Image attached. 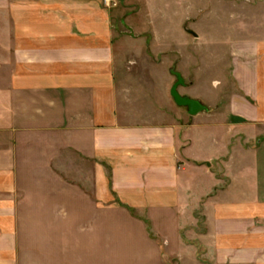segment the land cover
<instances>
[{
    "label": "crops",
    "instance_id": "crops-1",
    "mask_svg": "<svg viewBox=\"0 0 264 264\" xmlns=\"http://www.w3.org/2000/svg\"><path fill=\"white\" fill-rule=\"evenodd\" d=\"M261 9L232 32L238 92L182 127L120 78V13L103 0H0V251L16 248L20 145L43 139L34 146L66 155L68 169L83 159L101 208L167 211L169 228L206 200L201 238L214 264H264Z\"/></svg>",
    "mask_w": 264,
    "mask_h": 264
},
{
    "label": "rangeland",
    "instance_id": "rangeland-1",
    "mask_svg": "<svg viewBox=\"0 0 264 264\" xmlns=\"http://www.w3.org/2000/svg\"><path fill=\"white\" fill-rule=\"evenodd\" d=\"M263 3L122 0L112 8L120 13L116 28L122 39L124 70L120 78L133 83L138 97L146 99L151 111L168 110L172 123L189 126L187 108L177 106L170 93L177 83L172 71L185 80L186 86L178 89L182 96L200 101L209 113L224 107L228 95L238 92L231 85L233 33L241 35L243 26L258 19ZM237 129L250 130L241 126ZM42 140L20 145L16 248L1 250L0 256L5 259L0 263H215L214 252L201 238L206 233L202 218L206 200L200 206L192 203L194 211L188 218H172L169 228L167 211L151 215L113 206L101 208L93 193L92 173L84 170L83 159L76 155L75 171L68 169L66 155L59 161L51 147L45 154L40 145L34 146ZM243 140L237 138L236 144L246 145L247 139Z\"/></svg>",
    "mask_w": 264,
    "mask_h": 264
},
{
    "label": "water",
    "instance_id": "water-1",
    "mask_svg": "<svg viewBox=\"0 0 264 264\" xmlns=\"http://www.w3.org/2000/svg\"><path fill=\"white\" fill-rule=\"evenodd\" d=\"M186 30L193 35H195L192 31ZM172 74L176 77L177 83L174 85V87L171 90V95L176 103L177 106L179 107H184L187 108L188 113L191 117L197 116L198 114L202 112L208 111V108L203 105L200 101L192 99L187 96H182L178 89L179 87H184L186 86L185 80L183 79L182 75L178 72L172 71Z\"/></svg>",
    "mask_w": 264,
    "mask_h": 264
},
{
    "label": "built area",
    "instance_id": "built-area-1",
    "mask_svg": "<svg viewBox=\"0 0 264 264\" xmlns=\"http://www.w3.org/2000/svg\"><path fill=\"white\" fill-rule=\"evenodd\" d=\"M103 2L107 8L112 9L118 7L122 0H103Z\"/></svg>",
    "mask_w": 264,
    "mask_h": 264
}]
</instances>
